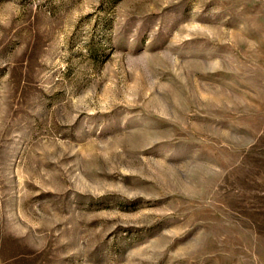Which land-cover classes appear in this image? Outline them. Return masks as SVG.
I'll return each mask as SVG.
<instances>
[{"label":"rangeland","instance_id":"obj_1","mask_svg":"<svg viewBox=\"0 0 264 264\" xmlns=\"http://www.w3.org/2000/svg\"><path fill=\"white\" fill-rule=\"evenodd\" d=\"M0 264H264V0H0Z\"/></svg>","mask_w":264,"mask_h":264}]
</instances>
